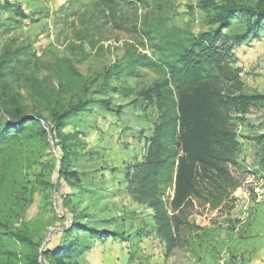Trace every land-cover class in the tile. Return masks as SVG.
<instances>
[{
  "label": "rangeland",
  "instance_id": "rangeland-1",
  "mask_svg": "<svg viewBox=\"0 0 264 264\" xmlns=\"http://www.w3.org/2000/svg\"><path fill=\"white\" fill-rule=\"evenodd\" d=\"M93 1L0 0V59L8 63L0 105L41 117L30 134L13 135L0 146V264H29L34 258L52 264L43 253L65 243L73 221L124 237L73 232L68 241L75 235L87 247L63 264H264V31L231 46L242 92L257 97L245 114L231 117L240 144L231 165L240 180L235 207L195 206L193 226L179 229L180 246L166 254L151 210L132 201L124 177L141 159L158 117L139 92L162 73L154 67L131 73L127 65L138 53L158 59L152 43L168 41L177 30L197 35L216 26L200 0H129L134 7L123 10L126 28L116 29ZM215 1L253 6L257 0ZM145 25L155 39L142 35ZM245 27V16L236 14L223 32L235 35ZM14 59L27 64L10 73ZM106 72L115 93L100 88ZM102 99H108L107 108ZM79 100L89 101L87 108L64 120L54 144L47 123L52 112L62 114ZM61 142L68 152L65 168Z\"/></svg>",
  "mask_w": 264,
  "mask_h": 264
},
{
  "label": "trees",
  "instance_id": "trees-1",
  "mask_svg": "<svg viewBox=\"0 0 264 264\" xmlns=\"http://www.w3.org/2000/svg\"><path fill=\"white\" fill-rule=\"evenodd\" d=\"M200 3L209 24L216 26L214 29L197 35L177 30L178 34L168 41L152 43L154 52L159 54L158 59L138 53L127 65L131 73L149 67L162 73L160 79L139 92V96L157 110L158 117L153 122L151 135L145 140L141 159L133 163L132 170L124 177L132 201L151 210L150 219L156 234L165 243L166 254L180 246L179 229L193 226L189 216L195 206L227 211L235 207L233 192L240 180L231 165H236L240 144L231 117L245 114L250 103L257 98L242 92L240 69L234 66L236 57L231 46L264 31V0H257L253 6L215 0H200ZM92 5L113 28L121 30L126 28L124 8L134 7L129 0H94ZM236 14L245 16L246 27L238 34L228 35L223 29ZM145 27L147 30L142 35L150 41L155 39L151 26ZM14 61L15 65L8 67L10 73L27 64L22 59ZM7 64L6 60L0 59V79L6 75ZM110 77L111 74L106 72L102 78L100 88L104 93L118 91L109 86ZM121 90L128 92V89ZM107 100L100 101L106 108L109 106ZM88 104L89 101L79 100L62 114L52 112L51 121L45 120L54 144H58L56 138L64 120L85 110ZM0 115L7 116L10 121L0 118V146L13 135L30 134V127L39 125L41 120L39 115H26L2 105ZM39 131L47 137L45 129ZM60 149L65 168L68 152L62 142ZM237 168L240 170L241 167L237 165ZM168 186L172 187L171 195L167 194ZM73 232H83L84 238L124 237L117 231L94 229L89 223L73 221L66 230L69 236L65 243L43 253L52 264H63L64 258L87 247H82L75 235L68 241ZM14 237L22 243L27 241L19 235ZM29 264H38L37 258Z\"/></svg>",
  "mask_w": 264,
  "mask_h": 264
}]
</instances>
